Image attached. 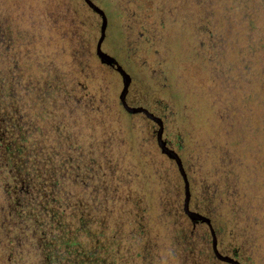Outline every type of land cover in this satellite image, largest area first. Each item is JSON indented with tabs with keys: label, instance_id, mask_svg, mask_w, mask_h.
I'll return each instance as SVG.
<instances>
[{
	"label": "rangeland",
	"instance_id": "obj_1",
	"mask_svg": "<svg viewBox=\"0 0 264 264\" xmlns=\"http://www.w3.org/2000/svg\"><path fill=\"white\" fill-rule=\"evenodd\" d=\"M237 1L96 0V3L105 9L109 19L102 49L120 54L136 73L143 74V78L137 74L129 95H134L141 84L143 96L148 98L153 89H158L150 80L153 74L169 82L172 92L167 90L165 94L178 117L174 126L178 138L181 137L174 148L181 154L191 183V202L200 205L189 158L197 177L207 186L206 195H211L208 203L234 224L233 235H238L236 240L244 254H249L252 263L264 264V87H257L260 80L264 83V49L256 50L262 67L245 69L243 48L230 37L234 31L228 34L226 21L228 4ZM113 6L119 14L112 10ZM123 22L131 26L126 29ZM98 37V17L81 0H0V81H3L0 91L14 86L17 80L23 84L27 77L42 84L50 78L57 80L60 92L52 96L55 97L52 101L38 102L35 96L39 90L24 91L16 86L23 97L18 98L22 112L18 120L32 138H37L36 152L46 147L49 140L53 148L63 141L72 147L74 138L86 143L95 133L98 144L105 138L108 143L107 123L120 117L129 135L127 149L139 172H143L142 162L134 153L131 127L135 115L122 109L118 97L123 78L97 58L94 44ZM252 45L257 47V42ZM60 75H64L61 81L56 77ZM65 89L75 97L79 95L76 99L81 100L69 97ZM257 91H261L260 98ZM59 114L54 119L63 125L54 126L53 115ZM94 115L102 117L98 120L105 135L103 130L92 129L96 122L91 119ZM80 120L87 124L79 127ZM67 132L74 138H69ZM45 135L47 142L43 141ZM157 151L155 147L156 156L148 160L151 172L156 174L150 178L154 196L145 192L151 227L158 229V208L167 203L171 207L173 196L179 212L174 206L173 210L190 226L181 211L183 180L177 164L173 162L172 167L160 169L163 160ZM24 167L26 171L33 168L31 163ZM68 184L64 183V190L59 189L65 197L71 190ZM210 221L215 225L213 219ZM167 222L164 231L168 233L163 241L169 244L176 228L172 218ZM174 249L178 264H183L182 259L188 264L182 246Z\"/></svg>",
	"mask_w": 264,
	"mask_h": 264
},
{
	"label": "flooded vegetation",
	"instance_id": "obj_2",
	"mask_svg": "<svg viewBox=\"0 0 264 264\" xmlns=\"http://www.w3.org/2000/svg\"><path fill=\"white\" fill-rule=\"evenodd\" d=\"M94 2L96 3V0ZM112 10L117 11L114 6ZM117 12L119 14V11ZM123 24L126 29L131 26V23L128 22H123ZM137 43L138 40L133 42L134 46L131 44L133 52L137 48ZM128 54L133 56L135 53L129 52ZM137 74H139V78H143V74ZM150 80L158 89H153L148 98L143 96L144 92L139 84L135 94L127 95L126 100L130 105L146 108L149 113L162 121V141L167 147L175 150L179 158L182 159L180 152L174 148V145H178L177 141H179L176 126H174L178 117L165 94L167 90L171 91L169 82L155 74L151 75ZM87 81H89V77ZM172 90L176 91L173 87ZM65 92L75 101L81 100L76 99L79 95L75 97L67 89ZM85 95L88 94L85 93ZM101 101L103 103V99ZM120 106L122 107L121 103ZM122 109L125 110L123 107ZM130 114L135 115L131 127L135 137L134 153L142 162L143 172H139L138 164L127 149L129 135L126 124L120 117H117L118 120L114 119L112 123H107L108 143L105 138L102 140V144H98L96 140L98 134L95 132L86 143L76 140L72 134L67 132L69 138H74L75 144L72 147L64 141L58 144L61 155L57 157L54 155L55 167L53 170L54 174L58 167L61 170L58 194L61 195L59 189L64 190L65 182L71 185L68 195L66 197L61 195L64 205L60 213V219L62 218L64 221L67 237L71 243L69 244L70 250L76 252L80 264H178L174 247L180 245L184 250V257L188 264H226L213 255L211 245L209 248L208 227H205L206 224L201 221L191 220L185 212L184 200H182L181 211L190 226L185 225L181 217L178 216L179 211L174 204L173 196L171 207H167V203L165 207L158 208V229L155 230L151 227L145 192H150V195L154 196V191L150 188L152 184L150 178L155 171L151 172L152 168H149L151 166H149L148 160L152 155L156 156L155 147L163 160L160 161V169H165V166L169 165L172 167L175 160L164 153L158 145L159 124L142 112ZM97 116L91 117L96 120L91 126L94 131L103 130L98 120L102 117L98 118ZM185 119L188 121L186 113ZM86 124L80 120L78 125L81 127ZM102 134L105 135L104 130ZM110 140H112L111 145H109ZM192 154L193 150L191 156ZM191 162L192 158H189L190 170L193 172L197 184L196 192L199 204L203 208L204 205L210 208L207 203L211 200V195H206L207 186L202 183V179L197 177V170L194 169ZM164 171L166 172V170ZM156 172L159 173L157 169ZM170 180L167 181L170 182ZM171 185L173 188V183ZM171 194H173L172 191ZM173 206L178 212L173 210ZM200 206L189 202L190 211H201ZM171 218L176 233H174L175 236H172L171 242L166 244L163 237L168 233V230L164 231V226ZM199 225H203V227ZM215 236L218 250L236 258L237 255L232 251L233 244L230 238L225 244L226 251L224 252L223 248L218 245L219 237ZM182 263L185 264L183 259Z\"/></svg>",
	"mask_w": 264,
	"mask_h": 264
},
{
	"label": "trees",
	"instance_id": "obj_3",
	"mask_svg": "<svg viewBox=\"0 0 264 264\" xmlns=\"http://www.w3.org/2000/svg\"><path fill=\"white\" fill-rule=\"evenodd\" d=\"M227 11L228 34L234 31L230 37L241 43L245 69L261 68L260 56L256 50L261 47L264 49V0L230 2ZM249 42H257V47ZM56 77L59 81L64 79V75ZM59 84L53 78L45 80L42 84L37 79L27 77L23 84L17 80L14 86L8 85L5 91H0V264H80L76 252L70 250L71 243L65 224L63 219H60L64 205L61 195L58 194L61 170L58 167L55 174L53 173L54 155H61L58 150L60 146H50L51 140L47 142L45 135L43 141L48 145L42 146L41 151L37 153V138H32L25 125L18 120L19 113H22L17 105L18 98L23 100V97L16 86L22 87L24 91L39 90L35 98L38 102H45L52 101L55 98L52 96L60 92ZM257 87L262 89L264 83L260 80ZM257 93L260 98L261 91ZM4 101L5 103H2ZM59 117L60 114L58 117L53 115L54 126L63 125L54 119ZM37 158L39 160L34 163ZM28 163H31L33 168L29 167L26 171L24 166ZM179 174L183 180L180 171ZM182 194L184 200V193L181 192ZM207 205L210 208L204 205V208L201 206L202 212H197L215 222L213 227L215 235L219 237L218 245L225 252V244L230 238L232 251L239 258L236 259L243 264H254L236 240L238 235H233L234 224L231 220L213 209L209 203ZM206 226L208 227L207 224ZM208 230L211 245L213 238L209 227ZM212 253L216 256L213 251Z\"/></svg>",
	"mask_w": 264,
	"mask_h": 264
},
{
	"label": "water",
	"instance_id": "obj_4",
	"mask_svg": "<svg viewBox=\"0 0 264 264\" xmlns=\"http://www.w3.org/2000/svg\"><path fill=\"white\" fill-rule=\"evenodd\" d=\"M83 3L87 5V7L94 12L98 17V30H99V37L94 44V52L97 55V58L100 60L101 63L105 65H109L108 67L114 71H117L123 78V81L121 82L122 86L120 88L118 97L120 100V103L122 107L128 112V113H136V112H142L149 116L151 119L155 120L159 126L160 129L157 134V141L158 145L162 148L163 152L166 153L169 157L175 160L177 163L178 169L182 175L183 178V193H184V209L185 212L188 214V216L193 221H201L208 225L210 228V232L212 234V246L211 250L215 253L216 258L220 261L226 262L227 264H243L238 259L233 258L229 255L221 253L217 248V240L214 232L213 225L210 221V219L202 214H199L197 212H193L189 210V202L191 200V187L189 184V177L185 172V169L183 167L182 160L179 158L178 154L175 150L167 147L164 142L161 139L162 134V121L155 117L153 114L149 113V111L141 106H134L130 105L127 102V95H129L130 87L135 82L137 78V73L135 70H133L127 59L122 57L118 53H107L102 49V43L106 38L107 35V28H108V16L106 14V11L104 8L100 7L97 3H95V0H81ZM112 67V68H111ZM144 80H141V83H143Z\"/></svg>",
	"mask_w": 264,
	"mask_h": 264
}]
</instances>
